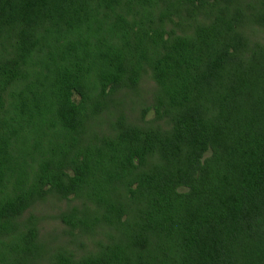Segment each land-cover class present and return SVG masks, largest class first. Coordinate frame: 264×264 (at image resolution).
Listing matches in <instances>:
<instances>
[{"label": "trees", "instance_id": "trees-1", "mask_svg": "<svg viewBox=\"0 0 264 264\" xmlns=\"http://www.w3.org/2000/svg\"><path fill=\"white\" fill-rule=\"evenodd\" d=\"M139 1L149 3L139 10V28L149 7L154 8L153 12L160 11L158 18H167L172 12L182 16L181 6H197L196 0H159L157 7L155 0ZM100 2L107 6L114 4L109 9H119L126 0H0V42L2 33L9 40L17 35L14 48L19 54L12 62L0 64V124L11 122L15 117L24 119L33 129L38 124L34 116L39 112L42 114L41 109L47 112L48 108L55 107V98L63 102L56 109L57 115L69 107L79 113L72 102L75 97L85 105L98 89L135 88L141 65L145 60H152L156 52L164 50V43L166 53L151 67L158 79L181 78V85L192 94L239 89L242 95L251 96L264 86V46L254 44L241 30L231 29L220 42L200 48L195 45L198 48H192L193 51L178 54L185 43L166 42L157 29L148 35L149 31L143 26L138 34L132 31L129 40L122 38L126 44L124 41L119 48L107 47L98 55V67L109 71L95 78L72 73L69 66L58 64L70 52L66 47L51 70L48 88L43 93L29 90L35 93L32 98L28 97L29 91L21 92L25 101L8 110L6 93L19 80L27 60L33 55L29 52V41L35 37L39 39L37 34L42 28L49 27L45 29L49 35L61 24L75 28L78 22L93 21ZM128 2L135 4L133 0ZM87 13H91L93 19L89 15L85 17ZM16 22L22 23L23 29L9 33L11 24ZM77 45L72 50L76 55L81 48V44ZM74 58L78 62L85 60V56ZM198 60L202 64L195 65L193 62ZM82 124L81 118L63 120V126L75 133ZM0 138L8 139L2 134ZM112 147L103 154L64 150L61 155L35 163L33 169V163L29 167L17 155L15 148L18 147L0 143V234L9 221L13 222L48 191L69 198L87 192L90 186L89 197L95 199L98 207L104 204L108 225L112 222L111 216L124 225L127 210L124 204L113 201L116 186L124 185L131 194L137 192V188L160 197L179 196L184 190L189 200L197 199L196 209L200 217L203 214L206 219L204 223L200 220L195 230L194 248L190 258L184 260L186 264H264V117L217 126L201 133L154 140L124 137ZM211 151L214 155L208 158ZM145 213L150 214L149 211ZM149 220L142 233L144 242L141 236L132 233L134 243L152 244L154 236L147 231L162 226L155 219ZM119 229L125 232L121 227Z\"/></svg>", "mask_w": 264, "mask_h": 264}, {"label": "rangeland", "instance_id": "rangeland-1", "mask_svg": "<svg viewBox=\"0 0 264 264\" xmlns=\"http://www.w3.org/2000/svg\"><path fill=\"white\" fill-rule=\"evenodd\" d=\"M128 1L119 9H109L114 4L107 6L100 2L99 11L93 14L94 20L78 22L75 28L61 24L56 26L58 31L53 30L49 35L46 31L49 27L40 29L39 39L35 37L29 41L32 58L27 60L26 69L6 93L7 109L12 110V105L18 103L20 106L25 101L21 92L43 93L48 88L51 70L66 47L70 52L58 64L69 66L72 73L95 78L107 70L98 67V55L107 47L119 48L124 41L126 44L131 32L138 34L143 26L149 31L148 35L157 29L166 42L185 43L186 46H180L184 49H179L178 54L220 42L231 29L241 30L254 44L264 46V0H196V7L181 6L182 16L178 15L179 12H172L167 18H158L160 11L153 12L154 8L149 7L141 28L138 27L139 10L149 3L133 0V5ZM154 2L157 7L159 0ZM88 15L91 17V13L85 17ZM11 25L8 30L11 34L23 29L22 23ZM155 34L158 35V31ZM16 36L9 40L1 34L0 64L17 59ZM77 44H81L78 55L72 51ZM165 48L166 43L162 47L164 50L156 52L152 60H145L141 65L137 87H123L116 91L98 89L85 105L75 97L72 102L79 113L69 107L57 115L56 109L63 102L55 98V107L48 108L47 112L41 109L42 114L39 112L34 116L38 124L33 129L24 119L15 117L11 122L0 124V134L8 138H0V143L18 147L15 148L17 155L29 167L33 163L34 169L35 163L61 155L64 150L103 154L111 151L112 146L124 137L154 140L201 133L217 126H231L264 117V86L251 96L242 95L239 89L192 94L181 85V78L173 77L168 82L158 79L151 65L166 53ZM74 56H85V60L78 62ZM193 63L198 65L202 61ZM34 92L29 91L28 97L32 98ZM65 118H81L83 124L75 133L63 126ZM213 155L211 151L207 157ZM136 190L131 194L124 185L113 190V201L124 204L127 210L124 225L112 216L108 225L104 204L98 207L95 199L89 197L90 186L86 189L88 193L69 198L48 191L22 215L7 223L5 231L0 234V264H186L184 260L190 258L194 248L195 230L200 220L202 223L206 220L196 209L199 205L197 199L189 200L184 190L179 196L164 197L147 190ZM149 219H155L162 226L147 231L154 236L152 244L134 243L132 233L141 236L144 242L142 233ZM129 224L137 226L129 227Z\"/></svg>", "mask_w": 264, "mask_h": 264}]
</instances>
